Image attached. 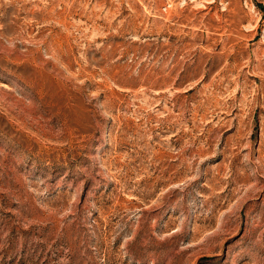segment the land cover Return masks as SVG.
<instances>
[{"label": "rangeland", "instance_id": "obj_1", "mask_svg": "<svg viewBox=\"0 0 264 264\" xmlns=\"http://www.w3.org/2000/svg\"><path fill=\"white\" fill-rule=\"evenodd\" d=\"M0 264H264V0H0Z\"/></svg>", "mask_w": 264, "mask_h": 264}]
</instances>
